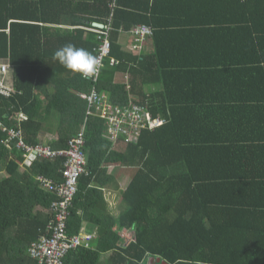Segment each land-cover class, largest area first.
I'll return each instance as SVG.
<instances>
[{"label": "trees", "instance_id": "obj_1", "mask_svg": "<svg viewBox=\"0 0 264 264\" xmlns=\"http://www.w3.org/2000/svg\"><path fill=\"white\" fill-rule=\"evenodd\" d=\"M95 22L112 28L110 56L118 64L112 66L109 56L97 78H82L52 57L66 44L96 56L104 36ZM139 26L152 29L145 41L135 40ZM122 33L132 39L126 46ZM149 40L154 50L144 51ZM172 49L179 51L171 55ZM235 49L245 53L239 65L257 73L244 97L254 92L260 101L242 107L244 101H235L242 91L234 87L225 101H202L206 91L191 83L219 65L215 57ZM0 63L12 67L16 88L13 97L0 96V119L13 126L11 116L23 110L26 145L65 150L86 123L88 175L80 179L68 234L91 222L100 239L96 249L71 251L66 264H95L103 252H114V264H264V138L240 137L233 127L235 115L264 112V0H0ZM183 73H190L186 83ZM175 81L180 88L172 87ZM93 91L121 107L144 106L165 123L143 130L137 142L120 139L124 151L114 150L104 120L95 109L88 115L80 97ZM41 101L61 115L49 144L39 139ZM7 139L0 130V171L6 173L0 180V264H27L31 245L49 233L50 207L58 200L39 177L64 181L65 159L35 157L23 172L26 152ZM114 164L137 171L122 192L125 210L102 216L96 189L112 181L105 174ZM114 227L133 232L129 246L119 245Z\"/></svg>", "mask_w": 264, "mask_h": 264}, {"label": "built area", "instance_id": "obj_2", "mask_svg": "<svg viewBox=\"0 0 264 264\" xmlns=\"http://www.w3.org/2000/svg\"><path fill=\"white\" fill-rule=\"evenodd\" d=\"M99 33L104 37L97 48L96 57L101 63L102 70L105 59L111 53V42L107 31ZM133 33L135 40L145 41L148 36L152 35V29L147 26H139L133 30ZM110 64L116 65L118 61L110 56ZM9 70L8 64L0 63V94L6 97L15 93L12 84L7 80ZM80 97L87 101L88 115H92L95 109L98 116L107 122L109 127L107 137L114 145H118L120 139L123 143L137 142L143 130H152L165 123V120L161 118H153L144 106L138 104L128 107L114 105L107 100L104 94L100 95L96 91L90 95L80 94ZM4 130L6 131V129ZM10 135L11 140H18V146L26 152L25 162L32 161L35 157L51 160L58 157L65 159L62 171L64 181L57 184L45 177H39L43 188L54 193L58 200L53 202L50 207L51 219L48 224V235L41 237L39 242L32 244L29 248V254L37 264H65V259L71 251L81 247L89 248L91 241L90 236L80 237V235L68 234L70 210L79 190L80 179L82 176L88 175L84 151L85 133L82 132L71 139L65 150H54L48 146L26 145L22 132L11 131Z\"/></svg>", "mask_w": 264, "mask_h": 264}, {"label": "crops", "instance_id": "obj_3", "mask_svg": "<svg viewBox=\"0 0 264 264\" xmlns=\"http://www.w3.org/2000/svg\"><path fill=\"white\" fill-rule=\"evenodd\" d=\"M170 19V20H169ZM169 20V21H168ZM172 18L167 17L165 19L166 23H172ZM121 43L126 46L132 41L130 34H125L122 33L120 36ZM168 40L166 39V42ZM147 42V41H146ZM203 43V42H202ZM172 42L171 39L169 42H167V47L171 48ZM154 45L152 41H148L147 44L144 45V51H152ZM154 50V49H153ZM179 50H174L172 51L169 50L171 55H174V52H177ZM202 53H206V51L203 49ZM208 54V53H207ZM245 55L243 51H240L239 49H235L231 52L230 54H227V52L221 54L220 58L215 57L216 62H219V65L205 70L203 69V73L199 74L200 78L198 81L191 83L192 85H195L194 88L198 87L199 90H204L205 92V97L206 95H211L210 97H205L199 98L202 99V101H225V95H229L226 92L231 91V89H234L236 91H242V97H237L238 99H235V101H244V104L242 107H250L252 105H255L254 101H260L258 95L256 93H252L249 95V97H244L246 95L245 90L251 89L252 85H248V83H253L256 81L257 78V73L255 69L251 67H242L239 65L238 61L242 59V57ZM199 59V57H198ZM197 61V60H196ZM201 62V60H199ZM9 74L11 73L12 75V67L9 70ZM183 79L182 82L186 83L188 77L190 76V73H183ZM7 80L12 84L15 93H16V88L14 86V79L8 75ZM180 83V80H179ZM191 84H186L185 89H188V85ZM173 88H180L179 84L174 82ZM212 91H219L215 95H212ZM14 93V94H15ZM210 93V94H209ZM239 94V92H237ZM14 94L10 97H6L0 94V96H3L5 98H11L14 96ZM43 97V96H42ZM42 100H45V98H42ZM41 109L37 112V119L42 121L44 123V126H42V132L39 135L41 139L40 143L43 144H49L48 139H56V131L58 128V122H60L61 115L56 109H50L54 108V104H49V101H41ZM112 103V102H111ZM230 103V102H229ZM113 104V103H112ZM87 109H88V104ZM115 105V104H114ZM119 106V105H118ZM264 108L261 110L263 111ZM250 112V111H249ZM218 116H229V110L228 111H219L218 110ZM243 116L246 119H241L237 115L234 117V122H236L237 125L233 126L236 129H234L235 133L242 137L241 135L248 134L250 137H259V138H264V112L260 115H244ZM28 120V115L23 112V110H20L18 113H15V115L11 116L10 121L13 122V126H8L6 125L1 119L0 122L2 126L0 127V130L7 134L8 139L7 142H5L7 145L11 143V135L10 132H22V136L24 138V131L22 128V123L24 121ZM105 125H106V136L109 131V127L107 122L104 120ZM85 124L82 125V127L79 130H76L73 134L74 137L78 136L80 133L84 132L85 133ZM6 129V131L4 130ZM247 143L243 142L242 145H246ZM264 146V142L261 143ZM247 146V145H246ZM116 148L115 150L117 151H124L125 147L124 145H114ZM52 148V147H51ZM53 149V148H52ZM55 150V149H54ZM250 152V151H249ZM33 162L24 161L21 163V171H26L32 164ZM64 168V164H63ZM133 170V173L131 171ZM63 171V169H62ZM61 171V174H62ZM124 171V172H123ZM137 171V169L133 168H124L120 167L118 165H112L110 167H107V172L105 174L106 177H111L112 181L110 183H104L103 188H98L96 189L99 191V199H98V204L96 207V213L97 211L100 213L102 216H107V215H113V216H118L120 213H122L125 208L126 204L123 200V194L134 175V173ZM1 174L5 173L4 171H0ZM6 174V173H5ZM132 174V176H131ZM131 176V177H130ZM6 177L3 176L0 178ZM109 178H105L103 182H106ZM85 201V200H83ZM41 209V208H38ZM43 209V208H42ZM98 214V213H97ZM114 230L118 231L119 235L122 238V242L119 244L120 246L127 247L129 244L134 240V234L132 231L127 230V229H122L118 230V227H114ZM132 233V238L128 239V234ZM80 237H85V236H90L91 241L89 242L90 247L85 248L81 247V249H96L97 248V241L100 239V233H99V228L91 223V222H84L82 225V228L79 232ZM114 252H103L100 253L99 258L95 264H114L112 259V255ZM27 264H36L35 261H33L27 251ZM66 264V262H65ZM150 264H153L151 261Z\"/></svg>", "mask_w": 264, "mask_h": 264}, {"label": "clouds", "instance_id": "obj_4", "mask_svg": "<svg viewBox=\"0 0 264 264\" xmlns=\"http://www.w3.org/2000/svg\"><path fill=\"white\" fill-rule=\"evenodd\" d=\"M97 25L106 26V24L95 22L93 23V27L97 30V32L107 31L109 38L112 32V28L110 27L109 29L108 27H106L104 29H98ZM52 58L53 60L58 61L64 68L72 73L79 74L82 78L98 77L101 71V63L96 56H94L88 50L84 48H78L73 44H66L63 47L57 49L54 52ZM113 149L115 150L116 148L114 147ZM30 258L35 261L31 256ZM35 263L37 264L36 261Z\"/></svg>", "mask_w": 264, "mask_h": 264}, {"label": "rangeland", "instance_id": "obj_5", "mask_svg": "<svg viewBox=\"0 0 264 264\" xmlns=\"http://www.w3.org/2000/svg\"><path fill=\"white\" fill-rule=\"evenodd\" d=\"M106 27H107V26H97L98 29H104V28H106ZM21 169H22V168H21ZM123 172H124V171H123ZM131 173H133V170L131 171ZM5 175H6L5 173H3V174L0 173V178L3 177V176H5ZM131 176H132V174H131ZM131 176H130V177H131ZM127 237H128V239H131V238H132V233L128 234ZM130 237H131V238H130Z\"/></svg>", "mask_w": 264, "mask_h": 264}, {"label": "water", "instance_id": "obj_6", "mask_svg": "<svg viewBox=\"0 0 264 264\" xmlns=\"http://www.w3.org/2000/svg\"><path fill=\"white\" fill-rule=\"evenodd\" d=\"M97 26H102V25H97Z\"/></svg>", "mask_w": 264, "mask_h": 264}]
</instances>
